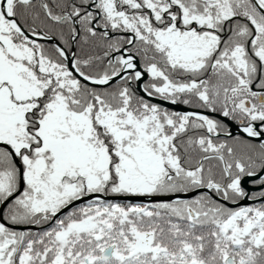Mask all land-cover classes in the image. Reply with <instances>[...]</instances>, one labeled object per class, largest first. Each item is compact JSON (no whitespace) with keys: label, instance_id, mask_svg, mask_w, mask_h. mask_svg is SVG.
<instances>
[{"label":"snow or ice","instance_id":"6c2138e0","mask_svg":"<svg viewBox=\"0 0 264 264\" xmlns=\"http://www.w3.org/2000/svg\"><path fill=\"white\" fill-rule=\"evenodd\" d=\"M0 264H264V0H0Z\"/></svg>","mask_w":264,"mask_h":264}]
</instances>
